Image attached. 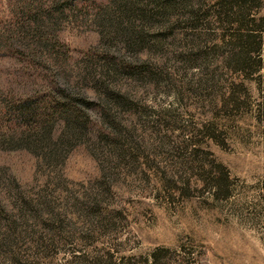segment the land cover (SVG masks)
<instances>
[{"label": "rangeland", "instance_id": "rangeland-1", "mask_svg": "<svg viewBox=\"0 0 264 264\" xmlns=\"http://www.w3.org/2000/svg\"><path fill=\"white\" fill-rule=\"evenodd\" d=\"M27 2L0 0V264H264V0Z\"/></svg>", "mask_w": 264, "mask_h": 264}, {"label": "trees", "instance_id": "trees-1", "mask_svg": "<svg viewBox=\"0 0 264 264\" xmlns=\"http://www.w3.org/2000/svg\"><path fill=\"white\" fill-rule=\"evenodd\" d=\"M30 2H27V6L28 7H31V3L33 2V0L31 1V0H29ZM60 91L61 89L58 87V86H55V87H53L52 88V94H51V98H50V101H52L53 102V100H52V98H53V96H55V93H58L57 91ZM61 94H64L63 95V97H60V98H62V100H60V99H54V106H56V107H58L59 108V111H66L67 113H69V111H72L71 109H76V99L75 98H72V100L74 101V104H72V100H71V98H70V96L67 94V93H65L63 90H61ZM33 97V96H32ZM32 97H31V95H29V96H27V97H25L24 99L26 100H28V99H31L32 100ZM34 98V97H33ZM67 100H68V102H67ZM69 100H70V102H69ZM33 101V100H32ZM35 101V100H34ZM83 104L84 103H86L87 102V100H84L83 98H82V100H80ZM76 102V103H75ZM24 104V103H23ZM21 104V105H18V106H20V108H19V112H18V116H19V118L21 119V120H23L24 122H26L27 124H29L30 125V123L31 124H34V123H37L38 122V120L35 122H33L32 123V121H26V120H28V119H30L33 115H27L26 117H25V119L22 117V116H25L26 114H28V113H30L31 112V107L30 106H32L31 104H28V103H26V104ZM72 104V105H71ZM87 104V103H86ZM22 106V107H21ZM70 106H72L70 109H69V107ZM78 108V107H77ZM28 112V113H27ZM79 113H82V112H80L79 110H77L76 109V112H75V114L73 115V114H71V112H70V114H69V118H67L66 119V126L67 125H69L70 127H71V129H73L72 131H80V128L81 129H83L84 128V126H85V123H83L81 120H80V122L78 121V119H79V116H80V114ZM17 116V117H18ZM22 117V118H21ZM27 118V119H26ZM31 128H30V130L29 131H27L28 132V134H32V132L34 133V132H37V133H42V135L44 134V136H46L48 133H49V131L51 130V128H52V119L50 118V116H45V118H43V120L41 121V122H38V124H35L34 126H30ZM31 132V133H30ZM21 137H23V138H26V136H21ZM27 139V138H26Z\"/></svg>", "mask_w": 264, "mask_h": 264}]
</instances>
